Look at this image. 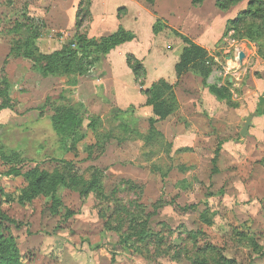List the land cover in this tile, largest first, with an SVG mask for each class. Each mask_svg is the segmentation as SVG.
Wrapping results in <instances>:
<instances>
[{
    "label": "rangeland",
    "instance_id": "rangeland-1",
    "mask_svg": "<svg viewBox=\"0 0 264 264\" xmlns=\"http://www.w3.org/2000/svg\"><path fill=\"white\" fill-rule=\"evenodd\" d=\"M98 1L116 7L118 17L125 12L113 0ZM79 2L80 15L85 16L80 32L105 36L90 30L92 0H0V142L18 154L9 162L0 158V209L18 222V226L6 224L26 263L192 264L196 247L207 242L237 264H264V256L232 237V227L248 230L264 251V147L261 140L251 142L239 133L245 118L264 105L260 100L264 49L259 52L253 41L226 34L227 21L236 14L222 20V34L209 53L219 61L214 60L209 84L218 85L217 71L222 65L236 67L242 62L240 51H246L250 68L239 81L250 91L243 104L234 93L241 86L234 87L228 79L234 77L232 70L220 78L228 89L225 99L211 93L192 72L176 77L174 66L184 46L180 34H185L163 18L150 35L141 28L137 38L129 30L135 38L117 45L87 74L77 76L76 85H69L66 76H40L30 69V62L10 51L13 36L7 30L15 21L23 29H37L35 42L42 52L68 44L76 30L68 27ZM208 4L201 12H209ZM159 5L165 12H172L171 7L187 14L201 4L160 0ZM128 54L143 65L139 80L126 62ZM158 79L175 85L179 107L154 123L163 140L155 135L148 141L152 110L141 89ZM74 102L85 106V124L90 116H97L99 122L68 151L59 148L49 116L57 107ZM192 109L197 112L188 115ZM170 136L182 142L174 144ZM57 159L67 163L63 166ZM36 164L70 176L72 186H61L55 193L58 202L49 193L23 199L25 178L5 174L10 166L24 172ZM93 176L101 194L89 190L80 195ZM115 206L121 209L116 211ZM206 208L210 224L199 218ZM133 219L146 221L159 238L146 246L144 241L138 243L136 249L123 246L117 229H126ZM188 231L201 233L193 240L186 236Z\"/></svg>",
    "mask_w": 264,
    "mask_h": 264
},
{
    "label": "trees",
    "instance_id": "trees-1",
    "mask_svg": "<svg viewBox=\"0 0 264 264\" xmlns=\"http://www.w3.org/2000/svg\"><path fill=\"white\" fill-rule=\"evenodd\" d=\"M149 6H152L155 0H143ZM242 0H215V6L221 11L228 10ZM204 0H191V4L198 6ZM75 18V34L68 44L51 52H42L37 46V29L24 27L15 21L14 27L7 30L12 34L13 39L10 45V51L30 62V69L42 77L54 76L69 78V85H76V77L87 74L92 67L98 63L101 58L111 49L126 41L135 38V34L122 27L121 25L111 34L100 37H88L80 32V28L85 20L84 15H80L79 6ZM23 18V17H22ZM161 20L156 18L152 31L157 32L156 26ZM242 30V31H241ZM226 34L233 32L232 39H246L253 41L259 48V52L264 49V0H247L246 7L240 10L233 18L227 21L225 29ZM181 35L184 46L175 63L174 70L179 79L184 73L192 72L200 77L201 82L207 89L215 94L219 99H225L228 89L222 85L209 84L208 77L213 71L215 65L214 57L201 45L193 42L185 35ZM258 40H262L261 42ZM126 62L131 68L135 80H139L144 73L143 65L132 54L126 56ZM175 85L167 82L165 79H158L151 83L149 87L141 89L145 96V104L151 106L152 116L148 119L149 133L146 139L149 141L155 135L163 140V134L154 127V123L163 120L173 114L179 107L175 93ZM87 111L81 102L69 103L56 108L55 112L49 116L51 129L57 140L59 148L64 150H74L78 142L87 136V130L94 131L99 122L97 116H90L88 122ZM170 146V144H167ZM185 149V148H183ZM18 154L15 150H6L0 142V158L5 161H11ZM58 163L66 164L67 161L57 159ZM65 166V165H63ZM6 175L23 176L26 180V186L22 192V198L26 199L32 194H51L54 202L59 199L56 192L61 186H72L69 184V175L60 170H47L39 164L22 171L20 167L10 166L5 172ZM89 190H96L97 195L101 194L102 188L98 183L96 176H93L87 183L84 191L80 195L86 194ZM116 211L121 208L115 206ZM112 213L110 217H112ZM135 218V217H133ZM200 220L205 224L211 223V217L207 208L200 214ZM134 220V219H133ZM12 223L18 226V222L10 218L0 209V264H27L23 256L19 253L14 237L9 231L6 223ZM144 222V223H143ZM146 221L131 222L126 229H117L119 232V242L123 246L137 248L136 245L144 241L145 246L153 239L159 238L158 233H154L147 228ZM201 232L188 231L190 239H196ZM232 237L236 242L244 244L251 251L264 256L260 245L255 236L248 230L232 227ZM151 238V239H150ZM161 238L158 239L160 243ZM216 245L205 243L196 247V254L191 259L192 264H237V261L226 257ZM111 264H114L113 262Z\"/></svg>",
    "mask_w": 264,
    "mask_h": 264
},
{
    "label": "crops",
    "instance_id": "crops-1",
    "mask_svg": "<svg viewBox=\"0 0 264 264\" xmlns=\"http://www.w3.org/2000/svg\"><path fill=\"white\" fill-rule=\"evenodd\" d=\"M113 1L114 3L116 2L121 4L119 6H123L125 8L124 14H121L120 17H118V11L115 10L116 7L111 9L108 8V3L106 2L103 3L102 1L92 0L91 9L93 14L92 15L93 23L90 29L92 31V34L106 35L114 32L118 28V26L121 25L127 30H132L136 34L137 38H139L141 28L142 30L146 29L145 32H147L150 35L152 23L155 21V19L163 18L166 20V23L172 28L179 27L180 29L184 30L182 33H184L185 36H187L193 42L204 47L210 54H211V50L215 48L216 46L215 44L222 34L223 21L231 18L232 17L230 16L231 14L233 13L237 14L240 10L244 9L247 4V0H242L236 5L230 7L232 9V12L230 13L229 12L230 8L226 11H221L218 8H216L215 0H204V2L200 6L191 7L193 8V10L190 9L187 14H183L174 10L175 8L173 9L171 7L169 9H172V12L169 11L165 12L162 9L161 5H159L160 0H155L153 7L149 6L145 2L142 3L143 1L140 2L138 0H113ZM207 4L210 7L209 12L207 13L201 12V10H203V8L207 6ZM159 7L161 8V10H159ZM224 13L228 15L224 17L223 16ZM218 18L221 19L219 23H218ZM194 20L196 21L194 22ZM68 29L69 30L75 29L74 14L71 17V23ZM149 51H151V49ZM242 52L244 54L243 58L241 59L242 62L236 65V67L233 65H228V66L222 65V70L217 71V80H216V81H220L218 82V85H221L222 84L221 81L223 82V79H220L221 76L222 75L225 76V74H227L229 70H232V73L234 75L233 78H235V81L232 77H229L228 79L230 82H232L234 87L238 86L239 88V86H241L239 89H236V91H234L236 95V100L240 102L247 99V95L249 94L248 92L250 91V86H248L246 83H245L246 85L243 86L241 80L239 81V79H241L240 75L243 74V71L248 72L247 69L250 68L249 66L250 63L248 60L249 55L246 51H242ZM214 60L219 62L216 56L214 57ZM211 73L212 74H210L209 76L210 79L214 75V72ZM210 79L209 78L207 79L208 83L210 82ZM188 86L189 87L186 89L192 92V90L190 89L191 85ZM260 100L261 102H264V98L263 101L262 99ZM241 104H243V102ZM187 112L188 115H192L193 113L197 112V109H192L191 111L187 110ZM253 114L251 118V124L248 128L249 135L247 136H249L248 138L249 140H251V142H258L259 140L264 142V105L261 110H258ZM257 135H262L263 137L261 139H256ZM174 137L175 136H170V140L174 142V144L178 145L182 142L181 141L182 139L177 137L174 138ZM261 141H259L261 143L260 146L264 147V143Z\"/></svg>",
    "mask_w": 264,
    "mask_h": 264
},
{
    "label": "water",
    "instance_id": "water-1",
    "mask_svg": "<svg viewBox=\"0 0 264 264\" xmlns=\"http://www.w3.org/2000/svg\"><path fill=\"white\" fill-rule=\"evenodd\" d=\"M243 56H244L243 52H240L239 53V59L241 60L243 58ZM251 118H252V114H250L249 116H247L245 118L243 125L240 127L239 133L243 137L249 135L248 128L251 124Z\"/></svg>",
    "mask_w": 264,
    "mask_h": 264
}]
</instances>
